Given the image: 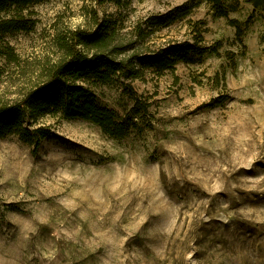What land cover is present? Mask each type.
Segmentation results:
<instances>
[{
    "label": "rangeland",
    "instance_id": "rangeland-1",
    "mask_svg": "<svg viewBox=\"0 0 264 264\" xmlns=\"http://www.w3.org/2000/svg\"><path fill=\"white\" fill-rule=\"evenodd\" d=\"M198 2L43 0L13 12L27 28L0 38V105L41 78L67 34L106 24L131 72L85 86L129 128L114 139L48 114L37 145L0 138V264H264V10L225 0L217 17L202 1L185 20L154 21ZM196 38L209 51L172 69L136 59Z\"/></svg>",
    "mask_w": 264,
    "mask_h": 264
},
{
    "label": "trees",
    "instance_id": "trees-1",
    "mask_svg": "<svg viewBox=\"0 0 264 264\" xmlns=\"http://www.w3.org/2000/svg\"><path fill=\"white\" fill-rule=\"evenodd\" d=\"M43 0H0V38L20 29H26L22 20L11 16L18 9ZM104 1V0H102ZM207 2L217 17H227L230 6L225 0H199L189 7H179L174 17L154 18L157 24L168 27L175 21L187 19L200 2ZM254 9L264 10V0H247ZM98 25V24H97ZM106 24L94 30L70 32L59 42V55L45 68L22 98L11 105H0V138L18 135L25 142L36 145L49 136L44 127H37L44 116L59 114L65 119L79 118L99 127L114 139L127 134L129 125L118 114L100 105L96 95L88 88L89 80L109 83L122 71L131 72L132 60L120 58L126 46L118 43L115 30ZM240 31L238 30V36ZM194 44H182L165 50L161 55L136 58L155 69H172L178 62H189L191 55H203L209 50ZM31 129H30V128ZM37 127V128H35Z\"/></svg>",
    "mask_w": 264,
    "mask_h": 264
}]
</instances>
